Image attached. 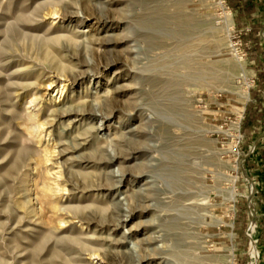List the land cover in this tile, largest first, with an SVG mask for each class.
<instances>
[{
	"label": "rangeland",
	"instance_id": "374dc122",
	"mask_svg": "<svg viewBox=\"0 0 264 264\" xmlns=\"http://www.w3.org/2000/svg\"><path fill=\"white\" fill-rule=\"evenodd\" d=\"M221 1L0 0V264H264V0Z\"/></svg>",
	"mask_w": 264,
	"mask_h": 264
},
{
	"label": "crops",
	"instance_id": "0c3cea01",
	"mask_svg": "<svg viewBox=\"0 0 264 264\" xmlns=\"http://www.w3.org/2000/svg\"><path fill=\"white\" fill-rule=\"evenodd\" d=\"M232 9H234V11L236 12V16L238 15V13L240 12V14H243V17L246 19V21L244 20L245 24H247V28L246 30H249V24H250V21L248 20V16H245L247 15L246 14V6L243 4H233L231 5ZM254 14V13H253ZM240 18V16H239ZM261 32H262V39L264 41V18H263V21H262V28H261ZM254 101H256L254 99ZM259 133V132H258ZM255 161L256 163H258L259 165H261L260 167V171L261 172H258L260 175H261V178H263L262 180H264V141H262V144H259L257 146V149H256V152H255Z\"/></svg>",
	"mask_w": 264,
	"mask_h": 264
},
{
	"label": "bare ground",
	"instance_id": "6f19581e",
	"mask_svg": "<svg viewBox=\"0 0 264 264\" xmlns=\"http://www.w3.org/2000/svg\"><path fill=\"white\" fill-rule=\"evenodd\" d=\"M220 5L221 6H223V0L220 2ZM162 29V28H161ZM248 98V97H247ZM138 152V151H137ZM143 173H146V172H142V174ZM131 177V176H130ZM140 177V176H139ZM136 179V178H135ZM121 187V186H120ZM143 187V186H142ZM234 193H233V197L232 198H234ZM254 206L252 207V210L250 211V213H249V217H250V224L251 223H254V225H255V218H256V216H258V211H257V209L254 211ZM136 228V227H135ZM138 230V229H137ZM255 232H254V234H253V238H254V236H255V234H256V225H255V230H254ZM147 239V238H146ZM252 239V238H251ZM254 240H255V238H254ZM254 242H257V240H255ZM144 243V242H143ZM252 250H251V264H256V260H257V250H256V246H255V244L253 243L252 244ZM149 257V256H148ZM150 259V258H149ZM140 264H147V258H145V259H143L141 262H140Z\"/></svg>",
	"mask_w": 264,
	"mask_h": 264
},
{
	"label": "built area",
	"instance_id": "2783aa9c",
	"mask_svg": "<svg viewBox=\"0 0 264 264\" xmlns=\"http://www.w3.org/2000/svg\"><path fill=\"white\" fill-rule=\"evenodd\" d=\"M224 3H225V8H224V10H227V12H229V13L231 14L232 11H231L230 7L226 4V0H224ZM242 137H243V135H242V134H239V138H242ZM256 149H257V145H256V144L249 146V150H248V154H247V156H248L250 153L255 152Z\"/></svg>",
	"mask_w": 264,
	"mask_h": 264
},
{
	"label": "trees",
	"instance_id": "16d2710c",
	"mask_svg": "<svg viewBox=\"0 0 264 264\" xmlns=\"http://www.w3.org/2000/svg\"><path fill=\"white\" fill-rule=\"evenodd\" d=\"M244 38H246V37H244ZM256 39V41H259L260 40V36H257V38H255ZM249 112V106L247 107V113Z\"/></svg>",
	"mask_w": 264,
	"mask_h": 264
}]
</instances>
